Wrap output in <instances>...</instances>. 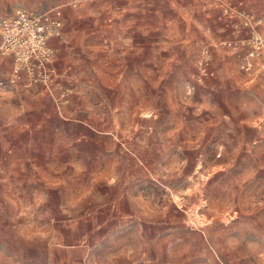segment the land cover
I'll return each instance as SVG.
<instances>
[{
    "label": "crops",
    "instance_id": "crops-1",
    "mask_svg": "<svg viewBox=\"0 0 264 264\" xmlns=\"http://www.w3.org/2000/svg\"><path fill=\"white\" fill-rule=\"evenodd\" d=\"M213 3V0H80L76 6H68L64 34L51 40L58 49L54 60L58 85L74 88L72 106L80 107L82 113L88 105L90 91H104L110 82L116 106L151 108L154 92L168 106L175 99L173 94L182 91L185 79L194 72L191 64L196 45L200 43L197 28L202 10L210 13L215 28L221 27L222 23L212 14L213 6L218 8ZM246 8L264 15V0H246ZM78 10L87 12V19L79 21ZM90 13L97 19H89ZM72 30L77 34L72 35ZM243 30V34L249 35L247 29ZM259 30L264 31V24ZM90 47L113 52L115 66L111 71L88 67ZM229 62L228 59L225 68L228 69V106L231 108L234 99L254 105L252 100L256 98L257 107L264 108V68L258 69L260 83L251 85L247 75H239ZM12 66V57L0 59V79L8 77ZM215 66L223 70L219 61ZM236 74L242 77L240 82ZM109 75L111 81L106 78ZM192 75L187 84L194 83L196 87ZM206 86L217 85L207 82ZM1 92L5 94L2 97H7L0 107L1 123L27 121L32 124L38 121L40 110L50 104L42 87L31 90L14 87ZM256 119L264 125V113ZM80 121L88 123V115H82ZM245 131L249 129L243 126L239 134L228 135V154L241 157L239 162L228 165V171L238 173L230 181L233 189L230 201L241 205L242 217L249 222L245 236L256 237L247 239L253 245L250 244L246 254H258V262L263 264L264 162L255 165L249 162L264 154V136L260 130L252 137L244 134ZM259 137L260 143L254 147ZM8 151L12 155L7 156L16 161L9 172L22 173L20 151L15 147ZM71 152L78 158L62 162L82 165L87 149ZM35 165L32 163L39 170ZM17 176L5 178L0 184V264H183L170 260L168 226L164 231L166 241L154 240L155 233L162 234L155 231L163 223L153 224V221H167L170 214L152 211V202L145 196H122L106 189L114 187L112 181H90L88 176L60 181L70 190L60 195L57 190H48L40 178L37 183L28 184L25 179L22 181V174ZM90 187H95L96 193L90 194ZM31 190L36 195H31ZM177 193L185 202L184 189ZM167 196L165 202H168ZM242 262L251 264L248 259Z\"/></svg>",
    "mask_w": 264,
    "mask_h": 264
},
{
    "label": "rangeland",
    "instance_id": "rangeland-1",
    "mask_svg": "<svg viewBox=\"0 0 264 264\" xmlns=\"http://www.w3.org/2000/svg\"><path fill=\"white\" fill-rule=\"evenodd\" d=\"M71 1L0 0V15H12L19 8L45 11ZM238 1H233L236 9L241 7ZM243 1L246 7V0ZM213 8L212 14L222 24L215 28L211 24L210 13L202 10L200 27L197 28L200 43L196 45L191 64L196 87L191 92L189 87L194 83L187 84L190 75L185 79L182 91L173 94L175 99L168 102V106L154 92L151 108L135 109L114 105L110 82L103 92L90 91L83 113L80 107L72 106L74 92L69 96V102L59 107L46 92L50 107L47 105L40 110L38 121L32 124L27 121H0V184L5 178L16 179L17 174H22V181L25 179L28 184L37 183V178H40L48 190H57L58 194L65 195V192H70L65 183L60 182L65 179L81 180L88 176L90 181H112L114 187H107V190L122 196L143 195L152 202V211L169 212L167 221L154 220L153 224L163 223L155 231L162 234H154V240L159 243L166 241L164 231L167 226L169 228L170 260H179L183 264H242V259H248L251 264H261L258 254H246L252 244L247 243L251 237L245 236L249 222L242 217L241 205L230 201L233 195L230 181L238 173L228 171V165L239 162L241 157L228 154V135L239 134L244 126L249 129L244 132L247 136H255L258 130L264 136V125L256 119L258 114L264 113V108L257 107L256 98L252 100L254 105L234 99L231 108L228 106V69L225 68L229 59L230 66L239 75L246 74L247 82L256 85L260 83V75L257 74L258 69L264 68V55L255 59L254 73L242 70L241 60L235 51L219 46V41L244 38L248 34L233 27L234 14L227 17L220 7ZM78 11L79 21L87 19V12ZM251 11L261 16L264 24V15ZM92 14L89 19H97ZM71 34L77 33L72 30ZM206 46L211 47L214 56L218 54L214 63L219 61L223 70L217 67L216 77L198 81L197 63ZM92 49L89 48L88 67L111 71L115 66L113 52ZM243 50L245 52L246 49ZM238 74L236 80L240 82L242 77ZM106 78L112 80L111 75ZM207 82L217 86H206ZM157 87L154 84V90ZM3 95L0 92V107L7 98ZM104 95L105 98H101ZM84 114L88 115V123L80 121ZM241 121H244L243 125ZM260 140L253 146L258 147ZM235 144L239 146V141ZM12 147L20 151L18 160L23 159L22 173L9 172L10 167L16 164L13 157L7 156L12 155L8 151ZM77 148L87 149L83 164L63 163L62 160L78 158L71 155V151ZM52 162L56 167L50 164ZM261 162H264V154L251 158L249 164ZM32 163H36L39 170ZM183 189L185 202L177 193L178 190L182 193ZM88 191L92 194L97 189L90 187ZM30 194L36 195L33 190ZM165 195H168V202H165Z\"/></svg>",
    "mask_w": 264,
    "mask_h": 264
},
{
    "label": "built area",
    "instance_id": "built-area-1",
    "mask_svg": "<svg viewBox=\"0 0 264 264\" xmlns=\"http://www.w3.org/2000/svg\"><path fill=\"white\" fill-rule=\"evenodd\" d=\"M233 1L213 0L224 16L235 15L232 25L236 30L247 29L249 35L235 40H221L219 46L235 51L241 60V69L252 74L255 71V59L264 55V31L259 30L263 18L246 8L243 0L238 1L241 7L237 9L234 8ZM79 2L80 0H74L62 3L45 11L19 8L12 15H0V59H13L8 77L0 79L1 91L13 90L14 87L23 90L42 87L58 107L69 102L74 88L58 85L59 76L54 64L58 49L51 44V40L53 37L63 36L66 8L76 6ZM243 49H246L245 52ZM214 61L211 47H204L197 63L198 81L216 77L218 69ZM192 88L194 85L189 87V92Z\"/></svg>",
    "mask_w": 264,
    "mask_h": 264
}]
</instances>
